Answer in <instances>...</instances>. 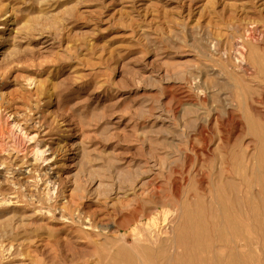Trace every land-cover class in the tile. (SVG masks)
<instances>
[{
  "label": "rangeland",
  "instance_id": "obj_1",
  "mask_svg": "<svg viewBox=\"0 0 264 264\" xmlns=\"http://www.w3.org/2000/svg\"><path fill=\"white\" fill-rule=\"evenodd\" d=\"M261 153L264 0H0V264H264Z\"/></svg>",
  "mask_w": 264,
  "mask_h": 264
},
{
  "label": "bare ground",
  "instance_id": "obj_2",
  "mask_svg": "<svg viewBox=\"0 0 264 264\" xmlns=\"http://www.w3.org/2000/svg\"><path fill=\"white\" fill-rule=\"evenodd\" d=\"M17 142L18 144H21L20 139H18ZM250 161H251V158L249 159L247 157L246 164H245L246 173L244 174L245 176L243 180V199L241 200V204L243 208L242 218L240 220V224L237 225V227L241 228L240 234L241 232H244V233L249 232V227L247 224L248 222H252V221L254 222L255 220L254 225H256V227L257 225L264 226V153H261L256 169H254V166L250 164ZM255 187H256V192L254 190ZM256 213H258L259 215L255 216ZM253 216L256 218H254ZM232 221L237 224V221L235 219H232ZM152 225L153 223L151 224V226ZM221 228L224 231L226 230V232L229 231V233H230V230H232L230 226L224 227L223 225ZM218 237H220L219 234H218ZM151 238L155 244L157 239H154L155 236L153 234H151ZM180 239H181L180 237L176 238L175 244H172V246H170L171 250L166 247V248H162L161 252H158V250L155 252L151 248H147L145 251H143L146 264H187L189 261L186 262L184 259V256L179 255L176 250L178 246L183 245ZM241 239L244 241L241 247L245 248L248 251L250 249V243H248L249 238H246L244 235L242 236ZM222 246L224 247L225 254L219 252L220 250L219 248L221 246H219L218 248L212 246V250H210L209 258L207 259L203 256H199L198 258H196L195 263L196 264H206V263L208 264H245L246 263V260H247L246 258L248 257V255H246L245 253H241L239 251V246L234 241L226 240ZM127 255H128V260L126 263L125 262L121 263L120 261L114 259L109 264H143V262L138 260V258H134L132 254L127 253Z\"/></svg>",
  "mask_w": 264,
  "mask_h": 264
}]
</instances>
